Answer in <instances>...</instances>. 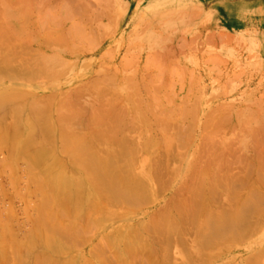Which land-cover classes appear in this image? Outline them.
Here are the masks:
<instances>
[{
  "label": "rangeland",
  "instance_id": "obj_1",
  "mask_svg": "<svg viewBox=\"0 0 264 264\" xmlns=\"http://www.w3.org/2000/svg\"><path fill=\"white\" fill-rule=\"evenodd\" d=\"M42 1L62 26L80 21L84 27L83 47H76L65 62L55 65L54 70L59 64L65 66L56 70L62 76L56 77L60 84L50 87L46 76L35 81L47 84L48 93H58L53 109L66 90L71 94L68 102L78 100L74 92L80 89L84 90L81 94L85 92L83 99H100L101 94L88 91L91 84L86 82L102 63L110 74H117L115 82L109 76L113 87L109 81L105 87L117 91L125 85L128 89L112 93L124 112L123 121L133 116L131 101L142 104L145 124L130 123L118 136L135 146L134 174L145 184L147 196L126 206L130 214L117 222L138 226L162 211L178 218L179 233H173L170 242L158 233L155 237L148 231L141 233L159 253L166 250V264H264L263 210L257 211L238 237H225L203 248L204 238L195 230L197 221L188 223L180 217L185 212L182 202L190 198L195 184L203 183L205 193L198 212L239 215L247 197L264 196V172L260 171L264 167V0H102L107 17L87 21L83 20L88 14L85 8L91 5L89 13L93 12L95 3L97 9L101 6L100 0H83L76 9L63 8L75 0ZM70 8L73 20L64 15ZM115 66H120L119 73L112 71ZM123 73L138 83L127 102L124 95L130 92L131 80ZM40 90L32 91L42 95ZM114 140L107 137L103 148L114 151ZM3 158L0 150V162ZM16 168H0V208H12L10 226L22 238L39 198L31 189L35 184L28 180L29 173ZM9 182H16L14 189ZM29 189L33 193L26 196ZM91 231V237L87 233L69 239L70 249L61 257H71L76 264H81L80 255L91 258L87 252L102 240Z\"/></svg>",
  "mask_w": 264,
  "mask_h": 264
},
{
  "label": "bare ground",
  "instance_id": "obj_2",
  "mask_svg": "<svg viewBox=\"0 0 264 264\" xmlns=\"http://www.w3.org/2000/svg\"><path fill=\"white\" fill-rule=\"evenodd\" d=\"M82 1L75 0L76 3L71 2L70 6L63 3L66 5L63 8L72 6L76 9ZM98 2H101L100 7ZM98 2L99 8L96 3L95 7L92 4L94 11L90 9L93 11L90 13L91 5H87L84 21L106 16L107 6L105 9L102 6L105 3ZM46 6L42 0H0V150L5 153L0 168H23L29 173L28 180L35 184V188L31 182L32 187L29 186L35 189L39 198L29 230L21 233L22 238H17L15 228L11 227L12 208H0V264H76L73 258L61 255L69 251L70 240L87 233L91 237V230L102 237L101 244L87 252L92 259L80 255L81 264H166V250L159 253V249L141 233L148 231L153 237L158 233L164 242H170V236L178 232V218L169 211H162L156 218L151 216L152 219L138 226L124 227L117 222L130 214L126 206L144 200L146 195L145 184L134 174L132 154L135 146L118 136L121 128L130 123L145 124L142 104L131 101L133 116L129 121H123L124 112L115 103L112 93L128 89L125 85L118 86L117 91L112 89L117 74L111 75L102 63L86 82L91 84L88 91L101 94L100 99H83L84 88L81 87V91L78 87L80 90L77 88L74 92L76 102L66 100L70 94L66 90L61 93L62 102L53 109V100L58 93H48V85L56 86L58 74V78H62L56 71L60 64L56 70L55 65L71 56L76 47H83L84 27L80 21L62 26L57 15L50 13ZM73 8L64 12L70 20H73ZM69 65L65 71L63 69L64 74ZM113 69L114 73H119L121 68L115 66ZM44 76L51 83H35L37 78ZM109 76L114 77V81ZM128 78L131 80L130 76ZM132 80L128 85L130 92L124 95L126 102L138 87ZM108 81L112 87H105ZM33 86L41 88L42 95L33 92ZM109 136L115 139L114 151L103 148ZM260 171L264 172L263 166ZM15 175L21 178L17 173ZM16 182H9L13 189ZM201 184H195L190 198L182 202L185 212L180 217L188 223L197 221L196 234L204 238L200 244L202 248V245L225 237H238L239 231L244 230L257 211H264V196L256 193L243 201L239 215L215 214L207 209L198 212L205 194ZM31 189L26 191V196L33 193ZM199 219L204 223L201 224ZM110 226L109 231H104Z\"/></svg>",
  "mask_w": 264,
  "mask_h": 264
}]
</instances>
